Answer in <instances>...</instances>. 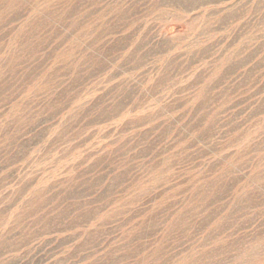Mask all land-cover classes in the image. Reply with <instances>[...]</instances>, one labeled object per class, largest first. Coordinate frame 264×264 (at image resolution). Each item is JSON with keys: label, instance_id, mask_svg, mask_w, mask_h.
Returning <instances> with one entry per match:
<instances>
[{"label": "rangeland", "instance_id": "obj_1", "mask_svg": "<svg viewBox=\"0 0 264 264\" xmlns=\"http://www.w3.org/2000/svg\"><path fill=\"white\" fill-rule=\"evenodd\" d=\"M0 264H264V0H0Z\"/></svg>", "mask_w": 264, "mask_h": 264}]
</instances>
